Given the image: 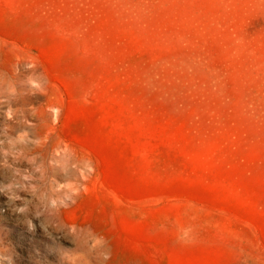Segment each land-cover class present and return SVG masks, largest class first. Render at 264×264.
Returning <instances> with one entry per match:
<instances>
[{
    "label": "rangeland",
    "instance_id": "1",
    "mask_svg": "<svg viewBox=\"0 0 264 264\" xmlns=\"http://www.w3.org/2000/svg\"><path fill=\"white\" fill-rule=\"evenodd\" d=\"M0 264H264V0H0Z\"/></svg>",
    "mask_w": 264,
    "mask_h": 264
}]
</instances>
